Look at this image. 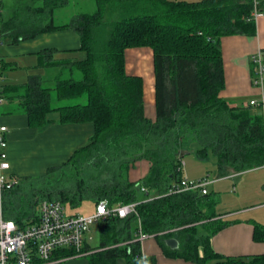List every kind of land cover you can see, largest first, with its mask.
Returning <instances> with one entry per match:
<instances>
[{
	"label": "trees",
	"instance_id": "obj_1",
	"mask_svg": "<svg viewBox=\"0 0 264 264\" xmlns=\"http://www.w3.org/2000/svg\"><path fill=\"white\" fill-rule=\"evenodd\" d=\"M39 1L15 0L12 16L1 23L0 40L17 42L72 27L80 34L85 57L57 59L55 49H46L39 65L61 67L55 86L32 75L23 84L3 82L0 94L9 112H26L31 124L56 119L91 123L93 132L64 161L48 166L45 177L17 174L18 182L1 198L4 215L26 225L44 197L72 206L87 199H107L111 206L138 202L127 216L97 223L98 242L94 237L81 250L92 249L90 264H117L119 259L157 264L155 255L144 253L142 234L155 238L165 255L194 264H264V253L243 258L214 249L212 237L229 224L213 212L215 196L201 188L170 192L184 178L182 158L192 151L202 159L213 155L221 175L264 165L260 107L221 95V38L256 33L254 0H96L94 12L76 14L64 24L55 23L54 12L69 0H42L41 6ZM259 9L264 11L263 0ZM140 46L153 50L155 118L145 112L143 77L126 71V50ZM64 71L69 75L63 77ZM53 88L61 99L85 94L86 100L53 106ZM141 160L149 161V171L131 180L128 171ZM171 238L177 247L167 244ZM253 238L264 242V224L254 222ZM74 253V248H59L52 258Z\"/></svg>",
	"mask_w": 264,
	"mask_h": 264
},
{
	"label": "crops",
	"instance_id": "obj_2",
	"mask_svg": "<svg viewBox=\"0 0 264 264\" xmlns=\"http://www.w3.org/2000/svg\"><path fill=\"white\" fill-rule=\"evenodd\" d=\"M14 1L1 0L0 26L3 21H7L12 16ZM38 5H43V1L40 0ZM61 7L63 8V6ZM57 9L59 8L55 10ZM3 11H6V13H3ZM55 13L56 11L54 12V21L56 19ZM74 15H71V18ZM221 47L225 71V87L221 95L227 100L238 102H249L251 99H256L258 104L253 106L260 107V111L264 115V101H262L264 85L261 87L253 83L257 66L254 61V55L259 50H264V16L256 19L255 34L235 33L223 36L221 38ZM46 49H55L54 57L57 59H82L85 57V52L81 49L80 34L72 27L41 32L33 37L20 39L17 42H13L12 37H4L3 47L0 51V56L5 62V79L3 82L11 85L23 84L29 80L30 76L39 75L43 79V82L47 84L48 79L44 75L42 76L41 69L49 66L39 65L40 54ZM125 55L127 73L141 75L144 79L145 112L149 117L155 118L153 50L149 46L133 47L128 48ZM145 59L148 60L146 68L144 67ZM8 109L9 104L6 102L3 110L5 115L2 119L10 126L7 134L9 138L8 152L11 161V172L16 175L22 176L15 167L20 165L14 162L28 156H31V158L34 156L38 157L36 163L43 165L48 164V162L52 163L55 159L60 160L61 156L64 158L65 154H68L67 146L69 145H66L68 141L72 145L73 151L78 146L84 144L93 132V125L91 123L64 124L59 122L58 119L53 123L36 126L31 124L26 112H9ZM55 114L57 113L54 112L53 117H56ZM149 168V161H138L129 169L128 176L131 180L138 181L148 173ZM258 168L264 169V165L251 169ZM241 172L243 171H230L227 174L220 175L238 178L237 174ZM203 177L205 176L186 178L198 180ZM211 183L212 181L209 180L208 185ZM208 185L207 192H209ZM251 222L252 224L246 223L245 225L222 228L212 237L214 249L225 255L236 256L264 253V242L254 241L253 238L254 222H261L256 215L252 216ZM142 248L145 254H153L157 257V264H194L182 258L165 255L162 247L151 236L142 240ZM81 256L83 255H79L78 257ZM68 259H65L62 264H66ZM117 264H124V260L119 259Z\"/></svg>",
	"mask_w": 264,
	"mask_h": 264
},
{
	"label": "built area",
	"instance_id": "obj_3",
	"mask_svg": "<svg viewBox=\"0 0 264 264\" xmlns=\"http://www.w3.org/2000/svg\"><path fill=\"white\" fill-rule=\"evenodd\" d=\"M255 9L252 12L256 19L264 16L259 9V0H254ZM0 0V17H1ZM3 43V40H0ZM256 70L253 83L264 85V50L254 55ZM4 77L1 74L0 58V90ZM3 97L0 94V112ZM264 101V94L262 96ZM251 105L258 104L256 99L249 101ZM9 128L0 123V264H54L65 257L53 259L54 252L59 248H74L76 254H81L86 241H92L93 226L109 216L125 217L135 211L138 202H130L111 206L107 199L96 203L91 214H72L66 205L58 199L45 198L39 204L38 214L32 221L22 225L12 218H7L2 209L1 198L6 190L12 189L18 182V176L11 172V161L8 152L6 134ZM209 180L207 177L198 180L183 178L180 184L173 186L170 192H180L201 188L207 192ZM142 190H145L142 187ZM147 235L142 234L141 239Z\"/></svg>",
	"mask_w": 264,
	"mask_h": 264
},
{
	"label": "rangeland",
	"instance_id": "obj_4",
	"mask_svg": "<svg viewBox=\"0 0 264 264\" xmlns=\"http://www.w3.org/2000/svg\"><path fill=\"white\" fill-rule=\"evenodd\" d=\"M58 8L59 9L55 10L56 23H67L70 22L71 15L84 12H94L97 8V3L96 0H69V2L63 6V8L61 7L62 9L60 7ZM3 13H6V11H3ZM2 47L3 43H0V51ZM147 66L148 60L145 59L144 67L146 68ZM60 70L61 67L59 66L43 67L41 69V74L48 79L47 84L53 87L56 85V77L60 73ZM68 75L69 71H64L62 74L63 77ZM79 100H86L85 94L73 99H61L58 97L57 91L54 88L51 90V103L53 106L73 103ZM5 103L6 101L4 100L1 102L0 123L5 124L10 129V126L2 119V117L5 115V112H3ZM8 132L9 130L7 131V134ZM7 134L6 139L9 143ZM66 145H69L67 146L68 154H65L64 158L61 156L60 160L55 159L54 162H48V164L43 165L36 163L38 157L34 156L35 158H31V156H28L22 160L20 159L17 162H14L17 165H20L15 167L22 176L25 175L31 176V178L41 179L42 177L48 175V166L50 167L57 162L61 163L71 153L72 145L69 144V141ZM56 174L57 170L52 173V178L56 177ZM59 175H61L60 172ZM182 175L184 178L205 176L208 180L212 181V183L208 185L210 194L209 196L210 198H213L214 196L217 197V202L213 205V212H216L218 215L222 216L225 221L229 222V224L225 227L245 225L246 223L252 224L251 218L254 215L259 218L261 223H264V169L258 168L243 171L237 174L238 178H232L231 176H221L216 166V158L213 155H210L207 159H202L198 158L194 152H190L185 154L182 158ZM66 207L68 212L72 214H91L95 211L96 204L92 199H87L74 206L67 203ZM208 220L209 219H207V221ZM93 229L95 237L93 242L97 243L99 240L98 224H95ZM91 251L92 249L85 250L78 255L76 253L73 255H68L65 258H69L66 261V264H90L88 255L91 253ZM79 255L83 256L78 257ZM249 256L251 255L245 254L236 257L248 258ZM65 259H63L62 262ZM205 264H211V261H207Z\"/></svg>",
	"mask_w": 264,
	"mask_h": 264
},
{
	"label": "water",
	"instance_id": "obj_5",
	"mask_svg": "<svg viewBox=\"0 0 264 264\" xmlns=\"http://www.w3.org/2000/svg\"><path fill=\"white\" fill-rule=\"evenodd\" d=\"M167 244L170 245L171 247L175 248L178 246V242L176 239L171 238L167 240Z\"/></svg>",
	"mask_w": 264,
	"mask_h": 264
}]
</instances>
